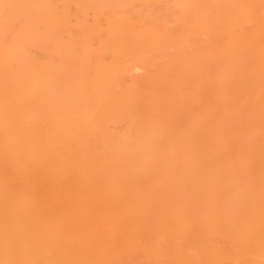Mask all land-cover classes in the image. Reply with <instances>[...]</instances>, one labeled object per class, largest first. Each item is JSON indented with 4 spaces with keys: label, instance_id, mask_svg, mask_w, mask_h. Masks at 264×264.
Returning a JSON list of instances; mask_svg holds the SVG:
<instances>
[{
    "label": "bare ground",
    "instance_id": "bare-ground-1",
    "mask_svg": "<svg viewBox=\"0 0 264 264\" xmlns=\"http://www.w3.org/2000/svg\"><path fill=\"white\" fill-rule=\"evenodd\" d=\"M0 264H264V0H0Z\"/></svg>",
    "mask_w": 264,
    "mask_h": 264
}]
</instances>
